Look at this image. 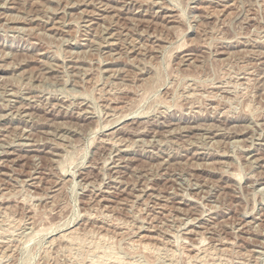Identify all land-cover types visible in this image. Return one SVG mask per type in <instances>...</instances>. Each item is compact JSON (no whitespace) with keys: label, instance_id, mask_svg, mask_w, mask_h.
Listing matches in <instances>:
<instances>
[{"label":"rangeland","instance_id":"rangeland-1","mask_svg":"<svg viewBox=\"0 0 264 264\" xmlns=\"http://www.w3.org/2000/svg\"><path fill=\"white\" fill-rule=\"evenodd\" d=\"M0 264H264V0H0Z\"/></svg>","mask_w":264,"mask_h":264}]
</instances>
